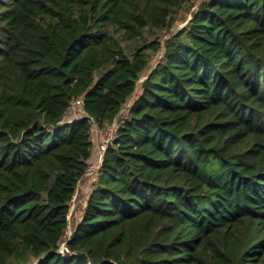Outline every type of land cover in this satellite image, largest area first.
<instances>
[{
	"label": "trees",
	"instance_id": "16d2710c",
	"mask_svg": "<svg viewBox=\"0 0 264 264\" xmlns=\"http://www.w3.org/2000/svg\"><path fill=\"white\" fill-rule=\"evenodd\" d=\"M185 1L0 0V264H264V0Z\"/></svg>",
	"mask_w": 264,
	"mask_h": 264
},
{
	"label": "rangeland",
	"instance_id": "374dc122",
	"mask_svg": "<svg viewBox=\"0 0 264 264\" xmlns=\"http://www.w3.org/2000/svg\"><path fill=\"white\" fill-rule=\"evenodd\" d=\"M199 2H200V0H186L185 1L182 8L175 15V21L173 22V24L170 28L171 30L164 32L162 34L158 33V36H160L159 39L161 42H163L165 40V37L169 33L177 32V30H179L180 28H182L186 24V22L190 19L191 14L195 10V8ZM160 54H161V51H158L151 56L150 62L147 66V70L142 74L138 83H140L143 80V78L147 74V71H150L153 68V66L157 63V61L160 58ZM138 92H139V88L136 89L135 94H138ZM133 98H134V95H133ZM133 98H131L128 101V103H130L131 100H133ZM70 116L71 115H67L65 117V121L70 119L71 118ZM123 117L124 116L121 115V117L119 119H122ZM96 135L99 138L100 142H104V140L108 136V132L104 130V131H100V132L98 131V133H97V131L94 130L90 134V138L93 141L92 142V154H93V156L91 157L89 163H90L91 167H94V168L96 166L97 158H98V155H96ZM100 142H98V144ZM82 181H85V182L83 183ZM96 181H97V175H96V172L94 171L93 173L89 174L88 176H84L81 179L80 183L78 184L76 193H75L73 200H72V203L70 205V210H69V214H68L69 225L67 227V231L65 234L66 237L69 236V233L71 232L73 225L81 217L82 212H81L80 206L83 205L84 202L82 200H80L83 197V196H81V198H80V194L81 195H86V193L89 194L91 191L90 189H92V186H93V184H95ZM82 199H84V198H82Z\"/></svg>",
	"mask_w": 264,
	"mask_h": 264
},
{
	"label": "built area",
	"instance_id": "2783aa9c",
	"mask_svg": "<svg viewBox=\"0 0 264 264\" xmlns=\"http://www.w3.org/2000/svg\"><path fill=\"white\" fill-rule=\"evenodd\" d=\"M171 30V29H169ZM175 33V32H174ZM173 33H169L165 39L171 35ZM130 103H127L120 111V113L114 118V120L106 125L103 129H98L96 127V125L92 122V127H91V130H90V134L96 130L97 133L98 131H107L108 132V136L106 137V139L104 140V142H100L97 146V155H98V158H97V163H96V166L95 168L94 167H91L90 163L88 164V167L86 169V173L84 176H88L89 174L93 173L94 171L96 172L97 174V171L100 167V164H101V161H102V156H103V153L104 151L106 150V148L109 146V144L113 141V139L115 138V131L118 127V123H119V118L122 116H125L126 113H127V110H128V106H129ZM68 115H71L70 119L66 120V122H70L72 120H77V119H80L84 116L83 114V111L81 109V99H78L74 102H72L70 104V107H69V111H68ZM102 133V132H101ZM60 251L63 252V251H67V249L64 247V244H62L61 248H60ZM28 264H36L35 262H30Z\"/></svg>",
	"mask_w": 264,
	"mask_h": 264
},
{
	"label": "crops",
	"instance_id": "0c3cea01",
	"mask_svg": "<svg viewBox=\"0 0 264 264\" xmlns=\"http://www.w3.org/2000/svg\"><path fill=\"white\" fill-rule=\"evenodd\" d=\"M131 101H132V100H131ZM91 141H92V139H91ZM99 141H100V140H99V138H98L97 135H96V155H97V146H98V142H99ZM92 142H93V141H92ZM82 182L84 183L85 181H82ZM79 183H80V182H79ZM83 183H82V184H83ZM85 186H86V185H85ZM92 187H93V186H92ZM90 190H91V189H90ZM90 190H89V191H90ZM88 195H89V194H87V193H86V195H81V194H80V198H81V196H83L82 198H84V199H82V198L80 199V200H82V201L84 202L83 205L80 206L81 212H82V210H83V208H84V206H85V202H86V199H87V196H88ZM78 220H79V219H78Z\"/></svg>",
	"mask_w": 264,
	"mask_h": 264
},
{
	"label": "water",
	"instance_id": "95a60500",
	"mask_svg": "<svg viewBox=\"0 0 264 264\" xmlns=\"http://www.w3.org/2000/svg\"><path fill=\"white\" fill-rule=\"evenodd\" d=\"M69 235H70V233H69Z\"/></svg>",
	"mask_w": 264,
	"mask_h": 264
}]
</instances>
